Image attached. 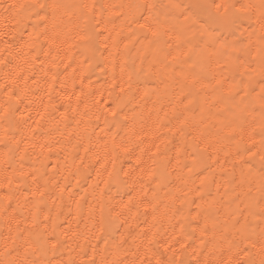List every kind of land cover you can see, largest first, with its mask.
<instances>
[{"label":"clouds","instance_id":"obj_1","mask_svg":"<svg viewBox=\"0 0 264 264\" xmlns=\"http://www.w3.org/2000/svg\"><path fill=\"white\" fill-rule=\"evenodd\" d=\"M0 264H264V0H0Z\"/></svg>","mask_w":264,"mask_h":264}]
</instances>
